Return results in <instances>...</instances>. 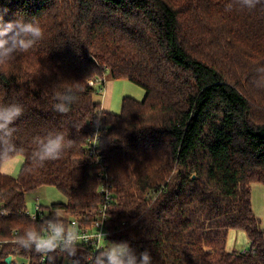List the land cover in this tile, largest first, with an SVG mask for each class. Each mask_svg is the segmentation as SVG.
Segmentation results:
<instances>
[{"label":"trees","instance_id":"16d2710c","mask_svg":"<svg viewBox=\"0 0 264 264\" xmlns=\"http://www.w3.org/2000/svg\"><path fill=\"white\" fill-rule=\"evenodd\" d=\"M5 21L40 24L43 39L0 65V104L23 105L13 142L22 156L16 177L0 158V264H50L47 255L17 246L26 231L49 221L26 212L25 195L52 186L67 199L55 203L64 223L90 220L112 177L107 245L148 249L153 264H264V230L251 206V184L264 185V0L253 9L237 0H2ZM145 90L124 98L119 114L95 96L104 76ZM99 79L100 84H88ZM99 86V87H98ZM77 99L58 112L56 95ZM103 111V114L98 117ZM98 126V155L88 140ZM63 133L72 146L42 165L37 138ZM230 230H243L250 248L227 250ZM51 264H88L78 244ZM9 264H13V261Z\"/></svg>","mask_w":264,"mask_h":264},{"label":"clouds","instance_id":"9594fccd","mask_svg":"<svg viewBox=\"0 0 264 264\" xmlns=\"http://www.w3.org/2000/svg\"><path fill=\"white\" fill-rule=\"evenodd\" d=\"M241 7L253 9L260 0H237ZM6 8H0V65L6 64L17 54L31 50L38 41L43 39L44 31L35 20H25L23 17L5 21ZM58 103L55 109L67 113L70 105L76 101L77 96L72 89L56 95ZM24 107L18 103L0 104V158L10 159L17 151L13 142L15 122L23 115ZM103 111L98 114V117ZM38 147L33 153V158L43 164L45 161L57 160L66 148L72 146V141L66 140L63 133H50L46 138H37ZM0 214H7L6 210ZM80 237L76 229L66 226L58 217L57 222L49 221L47 235L34 230H28L23 237H17V246L33 250L36 253L47 255L50 264L55 259L57 251L66 253L69 258L78 254ZM13 261L14 257L5 259ZM71 264H80L78 259H73ZM90 264H153V257L148 249L137 253L128 242H109L108 246L92 258Z\"/></svg>","mask_w":264,"mask_h":264},{"label":"rangeland","instance_id":"374dc122","mask_svg":"<svg viewBox=\"0 0 264 264\" xmlns=\"http://www.w3.org/2000/svg\"><path fill=\"white\" fill-rule=\"evenodd\" d=\"M101 81L104 82V86L102 87V85H100L102 89L95 96V99L101 103L102 110L107 113L119 114L124 98L129 97L138 101L144 99V88L129 80H114L106 74ZM22 163V156H17L5 162L2 166V171L7 175L16 177ZM25 199L28 212H33L35 206L40 205L46 208L45 212L47 215L53 217H65L62 211H52L50 209L52 204L66 203L67 201L66 197L52 186H43L35 192L27 193ZM251 206L254 215L259 220L260 228L264 230V185L261 183L251 184ZM106 243L107 240L103 245L105 248L108 246ZM226 246L227 250L236 251H244L250 248L247 235L243 230H230ZM17 262L18 264H23L20 259Z\"/></svg>","mask_w":264,"mask_h":264},{"label":"built area","instance_id":"2783aa9c","mask_svg":"<svg viewBox=\"0 0 264 264\" xmlns=\"http://www.w3.org/2000/svg\"><path fill=\"white\" fill-rule=\"evenodd\" d=\"M88 84H100L99 79H90ZM91 129L95 132L94 136L91 137L88 142V152L90 156L97 154L98 152V138H99V127L92 126ZM98 155V154H97ZM97 161L100 163V155L97 157ZM97 174L104 181L99 189V194L101 195V203L98 206L96 214L90 219H70L69 222L65 223L69 228H75L79 234L80 240L79 245H85L90 250V255L88 257V264H90L92 258L98 253L99 250L105 248L104 242L108 237V229L106 226V221L108 220L109 206L113 201V185L111 183L112 177L107 174L105 166H102L97 170ZM3 210H0L2 212ZM40 212V205L35 206L33 212H22L18 211L19 214H27L32 220L38 218V213ZM8 214V213H7ZM7 214H0V216H6ZM48 225H45L40 233L47 235ZM2 243V241H0ZM14 257L13 255H9ZM46 256H42V261L45 260ZM16 258L14 257V260ZM23 264H29L26 261Z\"/></svg>","mask_w":264,"mask_h":264},{"label":"water","instance_id":"95a60500","mask_svg":"<svg viewBox=\"0 0 264 264\" xmlns=\"http://www.w3.org/2000/svg\"><path fill=\"white\" fill-rule=\"evenodd\" d=\"M2 0H0V2H1ZM9 257V256H8ZM6 262L9 264V263H11V261H10V259L9 260H6Z\"/></svg>","mask_w":264,"mask_h":264},{"label":"crops","instance_id":"0c3cea01","mask_svg":"<svg viewBox=\"0 0 264 264\" xmlns=\"http://www.w3.org/2000/svg\"><path fill=\"white\" fill-rule=\"evenodd\" d=\"M102 108V107H101Z\"/></svg>","mask_w":264,"mask_h":264}]
</instances>
